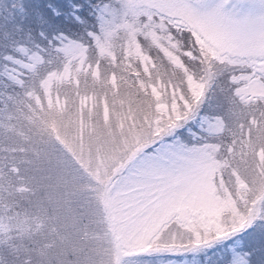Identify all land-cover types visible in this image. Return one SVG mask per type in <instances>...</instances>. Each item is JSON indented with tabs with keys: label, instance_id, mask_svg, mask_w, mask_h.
<instances>
[{
	"label": "snow or ice",
	"instance_id": "obj_1",
	"mask_svg": "<svg viewBox=\"0 0 264 264\" xmlns=\"http://www.w3.org/2000/svg\"><path fill=\"white\" fill-rule=\"evenodd\" d=\"M231 6V0H42L29 30L31 36L38 29L39 40L0 43V132L18 137L10 170L48 188L72 227L98 224L114 247V264H182L162 258L190 249L216 253L215 264H248L240 259L245 253L252 264H264V50L246 54L247 29L231 17ZM222 15L234 20L229 29L215 23ZM178 36L188 54L179 61L166 43ZM163 109L170 119L153 128ZM142 116L149 133L163 131L146 147L125 144L143 157L140 164L100 172L98 158L118 146L130 117ZM137 175L148 177L141 181L146 191L129 204L124 189ZM183 180L217 188L224 181L227 191L167 199L162 185ZM191 225L192 239L181 245L176 234ZM73 251L80 264H94L75 242Z\"/></svg>",
	"mask_w": 264,
	"mask_h": 264
},
{
	"label": "trees",
	"instance_id": "obj_2",
	"mask_svg": "<svg viewBox=\"0 0 264 264\" xmlns=\"http://www.w3.org/2000/svg\"><path fill=\"white\" fill-rule=\"evenodd\" d=\"M95 2L99 4L101 0ZM41 3L42 0H0V43L39 40L35 34L38 29L32 31L31 36L29 30ZM65 30L71 37L78 36L77 31L69 26H65ZM177 38L184 43L185 38L179 36ZM196 49L203 51V47L201 48L197 43ZM174 53L178 56L188 55L182 51V47L179 51L175 48ZM89 54L94 55L92 52ZM191 68L193 71L197 70L195 65H191ZM2 88L3 86L0 85V89ZM8 91L10 92L11 89L8 88ZM209 99H212L211 95ZM3 104L4 97H0V107H3ZM184 140L191 142L187 136H184ZM17 143L18 137L0 132V264H80V253L77 256L73 251V242L86 249L89 255L91 253L93 255L95 250L97 253L98 249L93 250V248L101 235L100 226L85 220L78 228L72 227V222L69 226L65 224L56 228L49 211L55 214L61 213L58 216L61 225L69 222L70 218L50 200V190L30 183L27 179L28 174L23 170L19 175L10 170L9 163L12 157L18 155L12 151ZM225 177L231 183L228 173H225ZM218 188L220 191H227L224 181L220 182ZM257 231H260L259 225ZM92 241L95 244L90 246L89 243L92 244ZM205 256L216 258V253L208 250ZM97 258L96 264H104L105 261L101 260V263L99 261L103 258ZM243 258L248 260V264H252L251 258L246 253ZM256 259L259 260V256Z\"/></svg>",
	"mask_w": 264,
	"mask_h": 264
},
{
	"label": "rangeland",
	"instance_id": "obj_3",
	"mask_svg": "<svg viewBox=\"0 0 264 264\" xmlns=\"http://www.w3.org/2000/svg\"><path fill=\"white\" fill-rule=\"evenodd\" d=\"M225 3L228 0H224ZM110 3H114V0H110ZM231 8L228 9V12L231 14V17L234 20H239L243 22V26L247 29V42L244 45L246 54L251 55H259V53L264 50V40H262V35H264V0H231ZM231 20L228 15H222L215 23L223 27L225 29H229L231 23L234 22ZM191 26V25H189ZM194 37L196 39V43L202 48L204 42L200 39L199 35L194 32ZM170 44L174 46L178 51L182 47L183 43L180 38L171 39L168 41ZM172 42V43H171ZM115 45H119L120 41L116 40ZM163 48V46H161ZM170 57H174L179 61V56L174 53V51L167 53ZM182 63V62H181ZM163 114L156 120H153L152 127L157 128L158 125H162L165 121H168L170 118L168 117L167 110H162ZM129 127L126 129V134L122 138L121 142L116 145H110L105 150V153L102 157L98 158L97 163L100 165L99 171L102 173H107L109 169L120 168L121 166L131 165L133 169L136 168V165L140 164V161L143 157L139 159L136 158L135 152H130L129 149L125 147V144L130 145H142L146 147L148 144L152 143L153 140L149 139V136L153 138L160 134V131H163L160 128L158 131H153L149 133V123L146 117H141L139 119L130 117L128 120ZM138 150H142L138 149ZM132 160H135L136 163L132 164ZM127 175V173H125ZM219 171L216 172V176L219 178ZM148 179L146 176L137 175L133 181L130 183L128 187L124 189L125 197L128 200L129 204L135 203L137 200L143 199L146 189L141 181ZM165 191L168 193L167 199L169 200H177L178 196L181 193L186 192H194L195 194L202 197H211L215 195L217 191H220L219 188L215 184H211L210 181H199L195 184L191 180H183V182H173L171 186L162 185ZM156 190L153 189V192ZM223 191V190H222ZM57 207V206H56ZM58 208V207H57ZM52 214V221L55 224L56 228L62 227L65 224L71 225L72 220L69 222L63 223L61 225V221H58V216L61 214H55L52 211H49ZM227 220H231V217H226ZM70 223V224H69ZM58 227V228H59ZM192 227H197L195 225L186 226L182 232H177L176 240L181 244H187L192 239ZM100 228V227H99ZM202 234L203 229H199ZM98 231V230H97ZM101 235L98 237L97 244H90L92 246L95 244L94 249H98V252L91 253L93 260L96 264L98 263V258L101 257L103 259H99L105 261L104 264H114L116 260V254L113 245L104 238L102 231ZM71 238V236H70ZM165 238H170L165 236ZM89 246V245H88ZM90 250H92L90 248ZM208 250L200 249L199 251H192L191 249L186 253V255L181 257H166L162 259H173L182 262V264H215L216 258H207L205 255ZM75 254L79 256V252L75 251ZM240 256V254H237ZM97 258V259H96ZM161 259V258H153ZM241 260H244L243 256H240ZM102 264V263H101Z\"/></svg>",
	"mask_w": 264,
	"mask_h": 264
}]
</instances>
